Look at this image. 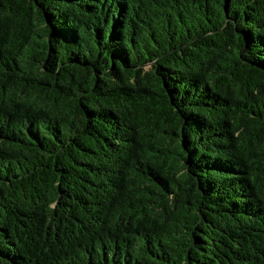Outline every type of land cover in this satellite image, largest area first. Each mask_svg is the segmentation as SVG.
<instances>
[{
  "label": "trees",
  "instance_id": "obj_1",
  "mask_svg": "<svg viewBox=\"0 0 264 264\" xmlns=\"http://www.w3.org/2000/svg\"><path fill=\"white\" fill-rule=\"evenodd\" d=\"M0 264H264V0H0Z\"/></svg>",
  "mask_w": 264,
  "mask_h": 264
}]
</instances>
